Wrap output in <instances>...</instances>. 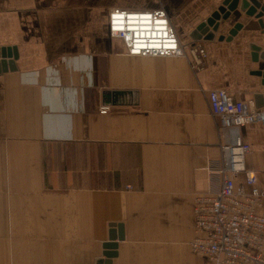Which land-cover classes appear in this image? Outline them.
<instances>
[{"label": "crops", "instance_id": "0c3cea01", "mask_svg": "<svg viewBox=\"0 0 264 264\" xmlns=\"http://www.w3.org/2000/svg\"><path fill=\"white\" fill-rule=\"evenodd\" d=\"M222 1L0 0V47L17 50L16 68L0 72V264H100L106 250L110 264L203 263L189 245L195 197L211 186L224 133L208 91L264 92L257 17L237 6L213 38L191 35ZM115 6L164 7L204 63L128 54L108 29ZM240 133L264 188V123Z\"/></svg>", "mask_w": 264, "mask_h": 264}, {"label": "built area", "instance_id": "2783aa9c", "mask_svg": "<svg viewBox=\"0 0 264 264\" xmlns=\"http://www.w3.org/2000/svg\"><path fill=\"white\" fill-rule=\"evenodd\" d=\"M108 29L122 40L128 54L182 55L193 69L206 57L200 42L180 43L162 6L112 7ZM208 102L224 130L221 158L216 166H208L211 186L195 197V234L190 248L203 257L202 264H264V188L255 170L246 166L251 145L240 133L247 123H264V109L224 88L210 89ZM108 108L102 105L99 111L106 113Z\"/></svg>", "mask_w": 264, "mask_h": 264}, {"label": "water", "instance_id": "95a60500", "mask_svg": "<svg viewBox=\"0 0 264 264\" xmlns=\"http://www.w3.org/2000/svg\"><path fill=\"white\" fill-rule=\"evenodd\" d=\"M239 6L240 10L244 11L247 15H254L258 18V23L264 33V8L260 6L257 0H223L222 3L210 14L205 21H201L197 27L191 32L194 39H211L214 37V32L220 28L221 19H228L232 12ZM242 26L241 22L235 23L228 30V37L231 38L237 30ZM225 35H219V38H224ZM253 49V59H262L264 61V44L258 43L250 44ZM17 57V50L15 46L0 47V72L7 69H15L16 65L14 59ZM256 74L261 75V82L264 85V66L254 71ZM116 90H106L103 92V98L105 100L111 99L112 102H116ZM254 104L258 106L264 105V92L256 91L254 94ZM114 236L111 235L110 240L105 243L106 248H114L116 246L115 241H112ZM105 259L99 258L100 264H110V257L114 255L113 251H105Z\"/></svg>", "mask_w": 264, "mask_h": 264}]
</instances>
